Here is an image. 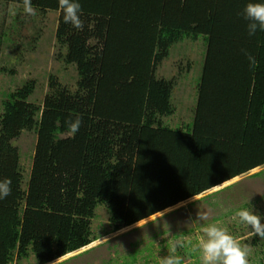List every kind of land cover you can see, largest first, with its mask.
Listing matches in <instances>:
<instances>
[{"label": "trees", "instance_id": "trees-1", "mask_svg": "<svg viewBox=\"0 0 264 264\" xmlns=\"http://www.w3.org/2000/svg\"><path fill=\"white\" fill-rule=\"evenodd\" d=\"M78 2L82 31L64 22L58 0H32L59 12L56 39L77 90L51 83L40 107L28 102V81L3 101L0 180H11L12 193L0 200V264L30 254L50 264L89 246L98 206L114 233L264 166V32L249 37L242 16L262 0ZM200 39L192 126L167 128L160 119L175 112L173 84L156 71L174 47ZM76 117L72 134L66 121ZM23 131L37 136L26 191L13 146Z\"/></svg>", "mask_w": 264, "mask_h": 264}, {"label": "rangeland", "instance_id": "rangeland-1", "mask_svg": "<svg viewBox=\"0 0 264 264\" xmlns=\"http://www.w3.org/2000/svg\"><path fill=\"white\" fill-rule=\"evenodd\" d=\"M10 6L16 15L9 13ZM36 13L27 16L22 5L0 1V115L6 96L28 81L35 83L28 102L40 107L51 83L71 93L77 90L76 67L64 62L66 49L56 39L59 12L36 9ZM205 50L202 39L185 40L157 69L158 79L173 84L171 103L175 112L160 119L163 126L185 131L192 126ZM36 138L35 132L23 131L13 141L20 154L24 191L30 179ZM242 209L253 211L264 223V166L114 233H110L106 208L98 206L92 220L97 240L50 264H160L178 241L184 244L176 251L183 264H201L197 248L203 223L198 221L200 211L209 213L208 223L226 227L242 246L250 248L249 264H264V239L252 235V229L238 217L233 219ZM188 253L198 257L192 259ZM13 264L37 263L30 254L28 259L15 260Z\"/></svg>", "mask_w": 264, "mask_h": 264}, {"label": "clouds", "instance_id": "clouds-1", "mask_svg": "<svg viewBox=\"0 0 264 264\" xmlns=\"http://www.w3.org/2000/svg\"><path fill=\"white\" fill-rule=\"evenodd\" d=\"M23 12L27 16H35L36 9L32 6V0H22ZM59 9L63 13V20L71 24L77 30L84 29V20L81 19L82 7L78 0H58ZM9 13L16 15V10L10 6ZM243 18L248 21L247 32L249 37H253L258 31L264 32V0L262 2H249L243 9ZM249 67L255 68L257 60L254 55L244 50ZM67 127L72 134L79 131L82 118L76 117L74 120L66 121ZM11 180H0V200L6 199L12 193ZM248 225L252 229V235L264 239V223L261 217L248 209L238 210L233 219ZM209 213L200 211L198 221L203 222L201 235L197 241V248L200 252L201 264H249L248 256L250 248L234 237L226 227H221L217 223H208ZM183 242L178 241L170 249L167 256L160 260V264H183V258L176 254L177 247H183ZM58 260H61L58 259ZM55 260V261H58ZM54 261V262H55Z\"/></svg>", "mask_w": 264, "mask_h": 264}, {"label": "bare ground", "instance_id": "bare-ground-1", "mask_svg": "<svg viewBox=\"0 0 264 264\" xmlns=\"http://www.w3.org/2000/svg\"><path fill=\"white\" fill-rule=\"evenodd\" d=\"M215 189V188H214ZM72 254V253H71Z\"/></svg>", "mask_w": 264, "mask_h": 264}]
</instances>
